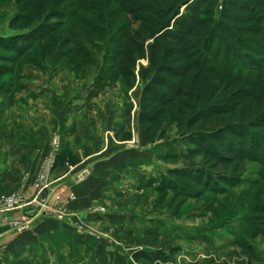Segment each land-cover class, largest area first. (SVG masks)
Returning <instances> with one entry per match:
<instances>
[{
  "label": "rangeland",
  "instance_id": "rangeland-1",
  "mask_svg": "<svg viewBox=\"0 0 264 264\" xmlns=\"http://www.w3.org/2000/svg\"><path fill=\"white\" fill-rule=\"evenodd\" d=\"M75 1L60 28L80 32L91 15L79 5L85 0ZM47 22L31 0H0V39L6 42ZM49 40L35 42L24 55L1 49L15 61L0 81V139L5 130L14 141L30 138L29 162L22 163L29 174L14 179L19 188L9 193L24 201L16 208L29 222L30 241L14 248L9 263L135 264L129 240L143 239L159 224L160 234L182 248L176 264H264V162H248L239 186L172 208L173 192L148 180L179 166L169 154L187 151L176 126L147 147L135 133L132 140H118L120 127L134 130L141 86L127 90L118 82L88 101L98 70L57 61Z\"/></svg>",
  "mask_w": 264,
  "mask_h": 264
},
{
  "label": "trees",
  "instance_id": "trees-1",
  "mask_svg": "<svg viewBox=\"0 0 264 264\" xmlns=\"http://www.w3.org/2000/svg\"><path fill=\"white\" fill-rule=\"evenodd\" d=\"M92 1L79 4L91 16L78 32L60 28L75 0H31L48 22L11 42L0 39V81L15 61L2 48L24 55L49 38L57 61L98 70L88 101L118 82L141 86L134 130L120 127L118 140L135 133L147 147L176 126L187 151L169 154L179 166L148 180L173 192L172 208L242 184L247 163L264 162V0ZM160 229L129 240L135 264L177 263L182 248Z\"/></svg>",
  "mask_w": 264,
  "mask_h": 264
},
{
  "label": "crops",
  "instance_id": "crops-1",
  "mask_svg": "<svg viewBox=\"0 0 264 264\" xmlns=\"http://www.w3.org/2000/svg\"><path fill=\"white\" fill-rule=\"evenodd\" d=\"M34 129L38 132L45 130V128L43 130L38 126H35ZM3 136L4 139H0V195L9 194L19 188V182L15 183L13 187L12 181L14 179L19 180V176L22 178V174H29L27 173V169L25 170L23 168L24 164L22 163H28L30 156V150H28V141L30 142V138H22L20 142L14 141L12 133L7 130L3 132ZM34 154L37 156L36 151H34ZM37 171L38 166L36 165L35 172L32 175H35ZM14 173H18L19 175ZM3 180L4 182H2ZM58 181L59 178L53 180L54 183H58ZM4 183L5 185H3ZM28 187L30 186L23 185L21 189ZM23 219V210L20 208L9 210L0 209V264H12L9 263V260H12L11 253L14 252V248L17 249L30 241L29 237L31 234L27 231L29 222H23Z\"/></svg>",
  "mask_w": 264,
  "mask_h": 264
},
{
  "label": "built area",
  "instance_id": "built-area-1",
  "mask_svg": "<svg viewBox=\"0 0 264 264\" xmlns=\"http://www.w3.org/2000/svg\"><path fill=\"white\" fill-rule=\"evenodd\" d=\"M57 144V141H56ZM43 180L46 179L45 176L41 177ZM22 199L17 194H4L0 197V209L9 210L16 207L23 206Z\"/></svg>",
  "mask_w": 264,
  "mask_h": 264
}]
</instances>
